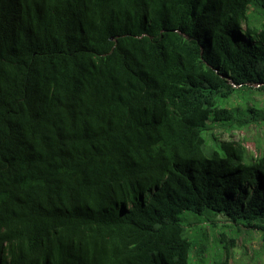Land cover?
<instances>
[{
	"label": "trees",
	"instance_id": "1",
	"mask_svg": "<svg viewBox=\"0 0 264 264\" xmlns=\"http://www.w3.org/2000/svg\"><path fill=\"white\" fill-rule=\"evenodd\" d=\"M254 90L264 0H0V264H230Z\"/></svg>",
	"mask_w": 264,
	"mask_h": 264
},
{
	"label": "rangeland",
	"instance_id": "2",
	"mask_svg": "<svg viewBox=\"0 0 264 264\" xmlns=\"http://www.w3.org/2000/svg\"><path fill=\"white\" fill-rule=\"evenodd\" d=\"M252 96L259 103L260 108L263 109V112L259 116L252 114L258 118L257 121L242 129L216 131H218L217 134L223 139L243 141L252 152L259 155L261 152H264V90H254ZM236 100L238 102L241 101V99ZM236 244V248L230 258V264H264V240L258 234L248 235L242 232ZM216 249L214 244L209 252L210 257L215 253ZM255 250L263 254L258 258L252 259L253 251Z\"/></svg>",
	"mask_w": 264,
	"mask_h": 264
}]
</instances>
